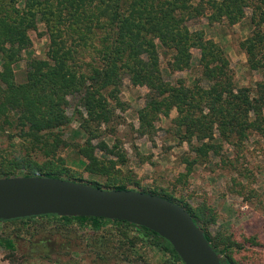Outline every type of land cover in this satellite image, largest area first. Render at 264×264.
Instances as JSON below:
<instances>
[{
    "label": "trees",
    "instance_id": "trees-1",
    "mask_svg": "<svg viewBox=\"0 0 264 264\" xmlns=\"http://www.w3.org/2000/svg\"><path fill=\"white\" fill-rule=\"evenodd\" d=\"M201 17L206 29L247 22V35L238 47L247 69L260 76L252 87H236L220 44L205 30L189 26ZM39 25L46 40L43 57H26L29 32ZM193 49L196 77L189 84L166 81L163 69L173 73L191 68ZM161 59L166 60L163 69ZM21 61L24 77L17 81L14 67ZM123 80L145 88L136 117L139 134L149 133L159 116L174 111L168 132L188 147L181 161L187 172L216 153L218 142L240 147L249 135L264 134V0H0V139L6 140L0 144V177H53L114 190L137 186L115 169L124 163L117 145L108 148L100 139L107 127L113 133L119 124ZM74 122V134L83 143L69 145L64 133ZM95 139L99 141L93 146ZM68 146L86 159L90 176H106L104 186L73 177L60 157ZM94 148L111 159L98 160ZM137 191L181 206L220 264H236L231 254L241 244L229 235L211 236L207 226L213 217L205 216L201 206L193 207L165 189ZM31 219L75 222L87 236L108 238L125 258L140 257L144 246L156 248L165 264H182L163 238L123 221L43 215L1 222ZM0 247L14 250L7 237H0Z\"/></svg>",
    "mask_w": 264,
    "mask_h": 264
},
{
    "label": "rangeland",
    "instance_id": "rangeland-1",
    "mask_svg": "<svg viewBox=\"0 0 264 264\" xmlns=\"http://www.w3.org/2000/svg\"><path fill=\"white\" fill-rule=\"evenodd\" d=\"M204 17L189 22L192 29H203L206 34L220 44L224 50L236 87H252L260 79L257 72L250 71L245 65V56L238 42L247 35L246 21L233 26L214 25L206 29ZM42 26L29 32L31 47L27 55L43 57L46 40ZM192 66L189 70L169 73L163 69L166 60L161 59L163 78L174 83L182 79L189 84L196 77L194 66L197 51L192 50ZM24 62L14 67L17 81L23 80ZM145 88L132 86L123 80L118 98L122 110L116 111L119 124L110 126L100 136L108 145H117L123 158V165H117L118 175H129L135 184L126 189H165L182 201L201 206L203 214L213 217L207 231L211 236H230L241 244V248L231 254L236 264H264V134H251L240 147L219 143L216 153H210L204 162H197L189 172L182 164L188 147L178 143L168 129L175 116L171 111L168 117L159 116L153 129L146 134L137 131V111L143 104ZM75 122L64 133L69 145L83 143L75 136ZM98 139L91 145H97ZM0 144H6L1 137ZM94 148L98 160L111 159ZM60 157L65 167L73 172V177L81 182L104 184L106 176H90L85 170V158L68 146L61 150ZM105 157V158H104ZM117 158H115L116 160ZM114 160V158H113ZM188 173L187 176H179ZM104 186V185H103ZM23 230H19V226ZM34 227L28 229V226ZM75 222L64 223L53 219H31L23 223H3L0 221V237L12 240V252L0 247V264H165V258L154 250H140V257H124L121 250L108 241V238L87 236ZM92 243L91 245L89 243ZM133 256V255H131ZM134 257V256H133Z\"/></svg>",
    "mask_w": 264,
    "mask_h": 264
},
{
    "label": "water",
    "instance_id": "water-1",
    "mask_svg": "<svg viewBox=\"0 0 264 264\" xmlns=\"http://www.w3.org/2000/svg\"><path fill=\"white\" fill-rule=\"evenodd\" d=\"M43 215L123 221L163 238L182 264H220L188 213L162 197L53 177H0V221Z\"/></svg>",
    "mask_w": 264,
    "mask_h": 264
}]
</instances>
